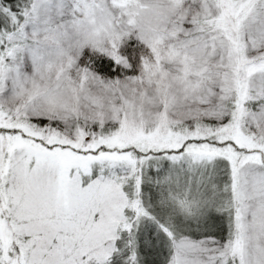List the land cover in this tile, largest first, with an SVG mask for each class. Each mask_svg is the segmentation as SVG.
Masks as SVG:
<instances>
[{"label": "snow or ice", "instance_id": "6c2138e0", "mask_svg": "<svg viewBox=\"0 0 264 264\" xmlns=\"http://www.w3.org/2000/svg\"><path fill=\"white\" fill-rule=\"evenodd\" d=\"M0 264H264V0H0Z\"/></svg>", "mask_w": 264, "mask_h": 264}]
</instances>
